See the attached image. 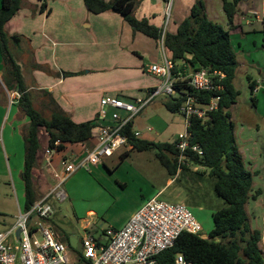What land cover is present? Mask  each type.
<instances>
[{"label":"crops","instance_id":"1","mask_svg":"<svg viewBox=\"0 0 264 264\" xmlns=\"http://www.w3.org/2000/svg\"><path fill=\"white\" fill-rule=\"evenodd\" d=\"M195 1L173 0L168 22L169 28L166 32L172 34L176 32L178 25L190 14ZM202 2L210 21L221 18L220 11L224 15L220 0H202ZM240 3L238 11L244 15ZM39 6L40 2L37 0H23L20 10L6 23L4 31L11 42V56L20 67L33 107L38 101L37 103L44 108L46 114L42 115L44 118H49L56 105L76 124L95 122L99 125L98 113L101 98L120 97L125 101H130L143 97L146 90L157 86L156 77L145 71L149 62L151 65L162 63L163 58L157 42L141 33H134L120 15L113 12L97 15L88 13L82 0L48 1L46 10L42 13L39 12ZM246 9L250 10L249 12L256 16L257 20L260 19V12L255 7L250 5ZM215 10L216 17L214 16ZM164 11L165 5L162 0H136L133 15L136 19H146L155 28L161 29ZM228 32L231 38L235 33V27ZM4 75L5 65L0 56V159H5L8 166L10 179L15 189L13 193L16 196L18 214L25 209L24 187L21 181L24 163L22 135L28 120L18 107V103L10 104L16 91L6 89L2 80ZM146 108L131 124L132 131L140 133V140L167 143L163 136L171 125L179 130L181 128L185 130L184 121L173 118V115L169 118L164 114L163 108L157 105ZM108 119L109 116L100 125L108 123ZM179 134H181L180 131H178ZM177 136L173 137L171 143H175ZM234 138L236 142L235 126ZM95 144L96 140L93 138L85 145H66L62 152H52L50 156H47L45 151L48 149V137L43 130H39V148L36 153V164L32 170V185L36 200L47 194L53 187L55 184L53 174L61 171V162L64 159L81 158ZM238 150L243 159L242 152L239 148ZM130 152L132 150L124 152L127 156L121 162L122 154H115L104 159L101 164L91 170H84L87 175L90 174L89 176L95 183H98L104 195L96 196L95 200L89 201L101 208V211L99 208L97 210L87 209L80 217H90L94 220L100 217L108 224L106 229H119L147 200L158 198L165 188L169 189L170 186H167L172 183L173 179H167L164 187L158 191L154 189L153 193L152 188L145 193L143 187L138 186L136 193L135 189L132 190L131 204L114 210L108 217L112 208L116 207L117 203L122 201L124 194L130 190L129 181L140 177L136 174V170L127 163ZM198 169L199 167H193V172ZM179 170L176 175L180 173ZM186 180L187 178H183L178 185L179 191L172 192L174 198L187 201L194 197L193 192L191 196L187 194L189 187ZM65 184L66 199L73 200L85 192L92 191L89 189L90 183L77 182L67 186L66 181ZM200 187L198 185L195 190L196 196L204 197ZM91 195L88 194L86 198ZM246 206L245 211L250 230H258L264 237V219L262 229L252 228ZM81 221H83V229L84 223L88 220L84 218ZM48 226L51 227L50 224ZM57 239L59 240L58 237Z\"/></svg>","mask_w":264,"mask_h":264},{"label":"trees","instance_id":"2","mask_svg":"<svg viewBox=\"0 0 264 264\" xmlns=\"http://www.w3.org/2000/svg\"><path fill=\"white\" fill-rule=\"evenodd\" d=\"M39 12H45L46 3L54 0H37ZM222 12L230 30L234 29V17L238 13L240 0H220ZM23 0H1L0 2V56L5 65L3 83L8 91H16L20 98L18 107L28 120L22 138L24 142V163L21 181L24 187L25 209L28 211L36 201L32 185V170L36 164L38 151V132L43 130L48 137V149L62 152L66 145H85L94 137L98 125L95 122L74 123L59 107L54 105L49 118H44L33 107L30 94L23 82L20 67L14 62L11 53V42L4 31V26L20 10ZM88 13L101 14L113 12L131 27L134 33H141L155 41L159 39L160 29L151 25L148 20L134 17L136 0H82ZM164 48L168 58L185 72L207 69L224 77L220 84L222 91L218 109L211 113V120L203 124L200 120L191 119L189 146L197 147L201 155L186 150L183 162H179L180 152L175 143H155L134 138L131 124L122 132L127 136L132 151L156 152V158L167 169L169 176L188 171V166L199 167L203 171L192 172L195 177L214 179L213 191L225 206L211 215L213 227L207 239L182 233L174 245L156 257L157 264H174L177 255L194 264H264L263 252L259 247L262 233L250 230L245 206L248 201L256 200L260 191L252 194V175L245 169L243 159L236 146L234 126L229 113L236 104L238 91L233 80L237 69L236 55L233 50L229 32L207 18L202 0H196L190 9V15L177 27L175 33H165ZM176 73V70H175ZM216 81L217 78H214ZM248 86L254 90L255 83L247 78ZM181 88L207 102L214 92H197L185 84ZM181 98L165 102L166 109L178 113ZM59 141L58 146L54 142ZM127 153L120 156V162ZM47 220L46 224H50ZM52 227V226H51ZM50 227V228H51ZM53 229V228H52ZM60 241V240H59ZM69 246V237L62 241ZM78 257L80 253L73 250Z\"/></svg>","mask_w":264,"mask_h":264},{"label":"built area","instance_id":"3","mask_svg":"<svg viewBox=\"0 0 264 264\" xmlns=\"http://www.w3.org/2000/svg\"><path fill=\"white\" fill-rule=\"evenodd\" d=\"M162 2L165 5V21L156 41L163 58L162 63L145 67L148 74L161 80L160 84L146 90L143 97L130 101L120 97L101 98L99 125L93 137L96 140L95 146L81 158L64 159L61 171L53 174L55 184L48 193L36 200L28 211H20L15 224L6 232L0 233V264H73L68 246L55 237L53 230L45 222L53 215L50 200L62 202L66 199L62 187L77 171H89L104 159L131 150L127 136L122 132L156 97L163 95L167 100L181 98L178 113L184 118L185 130L175 141L180 152L179 162H183V153L188 149L201 155L200 149L189 146L188 129L193 118L203 124L211 120V113L218 109L220 96L217 93L222 91L220 82L224 76L217 72L210 73L207 69L185 72L170 61L164 48V36L173 0ZM181 84L193 91L214 92L215 95L203 102L181 88ZM13 97L10 104L18 103L20 95L16 92ZM108 116V123L100 125ZM132 134L134 138L140 136L137 131H132ZM53 145L58 146L59 141ZM52 152H55L54 149H47L45 154L50 156ZM32 218L35 220L33 224L30 223ZM88 226L86 223L83 229L86 230ZM182 233L207 239L189 207L182 203H167L154 197L134 212L123 227L104 230V242L84 235L79 241L82 251L78 261L81 264H157L156 257L171 248ZM261 251L264 262V244ZM174 264L194 263L177 255Z\"/></svg>","mask_w":264,"mask_h":264},{"label":"rangeland","instance_id":"4","mask_svg":"<svg viewBox=\"0 0 264 264\" xmlns=\"http://www.w3.org/2000/svg\"><path fill=\"white\" fill-rule=\"evenodd\" d=\"M250 2H252V4ZM250 5L260 12V19L257 20L256 16L251 14L249 12L250 10L246 9ZM240 8L244 15L239 11L236 14L235 20L233 21L235 33H233L230 38L238 64L233 85L239 94L236 99V104L230 108L229 113L231 115V121L236 127V146L242 152L245 169L252 175V194L256 191H261L256 201L251 199L248 201L246 210L249 215V221L252 228L262 229L264 219V0H242ZM219 14L221 18H215L216 20L213 22L226 31L230 30L227 20L224 15H222L221 11ZM214 16L216 17V10ZM164 21L165 16H163L161 29ZM168 28L169 25L167 24L166 29ZM148 65H151V62H149ZM247 78L250 79V82L255 83L253 91L249 89ZM156 81L158 82V86L161 80L156 78ZM167 99L168 98L165 96L160 95L150 103L149 107L157 105L165 110L164 114L168 117L173 115V118L183 122L184 118L181 114L171 113L166 109L164 104ZM37 102L34 104L35 109L40 112L41 115H46L44 113V108ZM105 111H107V109H105ZM174 122L177 123V121ZM183 130L182 128L179 130L177 127L171 125L164 133V141L167 143L173 142V139L178 135V131L183 133ZM155 154L156 152L154 151L130 152L127 163L136 170V174L140 177L136 180L129 181L130 190L124 194L122 201L118 202L117 206L112 208L108 217L111 216L114 210L127 207L131 204V199L133 197L132 190L135 189L136 193L138 186H142L145 193H148L152 188L153 193L155 190L158 191L162 189L167 179H173L172 183L167 186H170L169 189L167 190L165 188L164 192L158 196V199L167 203H182L189 207L202 227L203 236L207 237L213 227L212 213L225 206V203L219 199L213 191L214 179L209 180L208 177H195L196 175L192 174L194 166L188 167L189 175L187 171H183L178 173L175 177H171L167 169L160 164ZM89 175H87L84 170L77 171L67 180V186L76 184L77 182L82 184L90 183L89 189H92V191L85 192L73 200L65 199L62 202L50 200L53 210L50 223L53 232L56 234L55 236H57L60 241H62L64 237H70L79 242L84 235H88L95 240H101V242L105 241L103 233L104 230H107L108 224L104 222L102 218L99 217V219L94 220L90 217H80L84 215V210H97L99 207L89 201L95 200L96 196L104 195L102 188L99 187L98 183H95L93 178ZM130 178L132 177L130 176ZM183 178H187L186 181L189 187V189L187 188V194L191 196V193H194V197H191V199L187 201L174 198V194L172 193L174 191H179L178 185H180ZM198 185L201 186V193L205 195L204 197L196 196L197 192L195 190L198 188ZM62 189L66 191L65 183ZM13 192L15 193V189L10 179L8 166L5 159H0V233L6 232L10 226L15 224L17 219L16 196ZM79 193H81V191H79ZM88 194L92 195L86 198ZM253 206L254 210L251 211ZM99 211H101V208H99ZM100 215L101 214H99V216ZM84 218L88 220L86 223L89 224L86 230L82 229L83 221L81 220ZM34 222L35 220L32 218L30 223L33 224ZM86 223H84V225ZM263 244L264 237L259 243L261 250L263 249ZM69 255L71 261L73 260V264H81V262L78 261L77 254L73 250H70Z\"/></svg>","mask_w":264,"mask_h":264},{"label":"water","instance_id":"5","mask_svg":"<svg viewBox=\"0 0 264 264\" xmlns=\"http://www.w3.org/2000/svg\"><path fill=\"white\" fill-rule=\"evenodd\" d=\"M19 232L16 233V236H18ZM69 246L77 251L78 253H81V244L74 238H69Z\"/></svg>","mask_w":264,"mask_h":264}]
</instances>
